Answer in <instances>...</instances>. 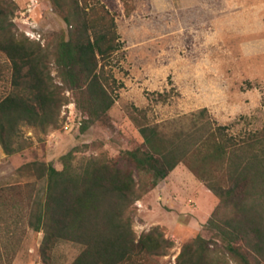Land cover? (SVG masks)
Listing matches in <instances>:
<instances>
[{
	"label": "rangeland",
	"instance_id": "rangeland-1",
	"mask_svg": "<svg viewBox=\"0 0 264 264\" xmlns=\"http://www.w3.org/2000/svg\"><path fill=\"white\" fill-rule=\"evenodd\" d=\"M99 1L114 16L122 45L106 68L115 80L109 124L95 123L82 133L85 117L70 91L55 125L19 124L11 142L18 152L11 156L0 144V264H43L44 231L35 226L44 211L47 177L25 165L62 170L63 157L75 148L76 169L90 158L126 165L125 153L143 142L135 117L170 138L192 129L202 110L233 134L264 127V0H133L130 16L121 0ZM0 9L12 33L51 51L71 31L51 0H0ZM11 79V63L0 53V101L12 92ZM131 167L140 200L127 216L137 237L158 227L174 245L160 264H175L183 245L198 235L219 241L207 223L217 209L222 219L231 209L221 207L186 166L154 189L150 175ZM260 213L264 219V200ZM82 250L62 242L50 264H72Z\"/></svg>",
	"mask_w": 264,
	"mask_h": 264
},
{
	"label": "trees",
	"instance_id": "trees-1",
	"mask_svg": "<svg viewBox=\"0 0 264 264\" xmlns=\"http://www.w3.org/2000/svg\"><path fill=\"white\" fill-rule=\"evenodd\" d=\"M96 1L98 6L89 0H51L54 11L71 29L53 51L12 33L0 9V53L12 68V92L0 101V144L6 156L18 152L11 142L19 124L48 127L58 122L68 104L65 92L77 95L76 105L85 117L82 133L95 123L109 124L115 80L111 82L106 68L122 45L114 16ZM121 2L130 16L134 1ZM167 96L158 94L162 101ZM205 113H199L192 129L174 138L135 117L143 142L125 153L126 165L90 158L76 169L73 161L78 148L63 157L62 170L45 164L25 165L24 169L47 177L44 211L37 215L35 226L36 231H44L43 264H50L52 252L62 242L83 247L72 264H160L174 245L158 227L137 237L127 216L140 200L131 166L150 175L154 189L180 164L232 213L222 219L217 209L207 227L219 241L198 235L183 245L175 264H227L228 258L237 264L264 263L260 213L264 127L233 134L228 126L206 119ZM217 242L222 244L220 252Z\"/></svg>",
	"mask_w": 264,
	"mask_h": 264
}]
</instances>
